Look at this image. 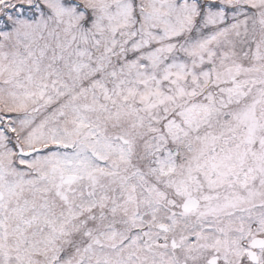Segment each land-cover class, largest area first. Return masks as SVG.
I'll list each match as a JSON object with an SVG mask.
<instances>
[{
	"label": "snow or ice",
	"instance_id": "1",
	"mask_svg": "<svg viewBox=\"0 0 264 264\" xmlns=\"http://www.w3.org/2000/svg\"><path fill=\"white\" fill-rule=\"evenodd\" d=\"M0 264H264V0H0Z\"/></svg>",
	"mask_w": 264,
	"mask_h": 264
}]
</instances>
